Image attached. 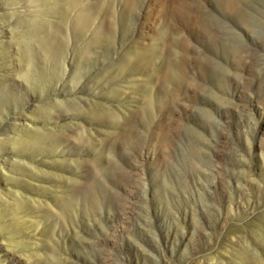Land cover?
<instances>
[{"label": "rangeland", "instance_id": "1", "mask_svg": "<svg viewBox=\"0 0 264 264\" xmlns=\"http://www.w3.org/2000/svg\"><path fill=\"white\" fill-rule=\"evenodd\" d=\"M0 264H264V0H0Z\"/></svg>", "mask_w": 264, "mask_h": 264}]
</instances>
